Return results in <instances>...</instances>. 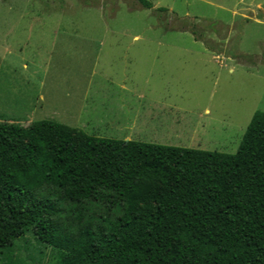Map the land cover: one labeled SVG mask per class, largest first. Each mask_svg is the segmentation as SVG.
I'll return each instance as SVG.
<instances>
[{"label":"rangeland","instance_id":"1","mask_svg":"<svg viewBox=\"0 0 264 264\" xmlns=\"http://www.w3.org/2000/svg\"><path fill=\"white\" fill-rule=\"evenodd\" d=\"M150 1L0 0V120L235 153L264 111V0ZM57 254L29 231L0 264Z\"/></svg>","mask_w":264,"mask_h":264},{"label":"trees","instance_id":"2","mask_svg":"<svg viewBox=\"0 0 264 264\" xmlns=\"http://www.w3.org/2000/svg\"><path fill=\"white\" fill-rule=\"evenodd\" d=\"M29 231L55 264H264V111L235 153L0 120V255Z\"/></svg>","mask_w":264,"mask_h":264},{"label":"water","instance_id":"3","mask_svg":"<svg viewBox=\"0 0 264 264\" xmlns=\"http://www.w3.org/2000/svg\"><path fill=\"white\" fill-rule=\"evenodd\" d=\"M261 9L264 11V2L261 4Z\"/></svg>","mask_w":264,"mask_h":264}]
</instances>
